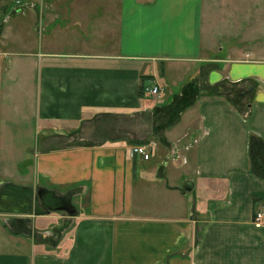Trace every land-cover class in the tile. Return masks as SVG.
<instances>
[{"label": "crops", "instance_id": "1", "mask_svg": "<svg viewBox=\"0 0 264 264\" xmlns=\"http://www.w3.org/2000/svg\"><path fill=\"white\" fill-rule=\"evenodd\" d=\"M42 2L0 0V264H264V0Z\"/></svg>", "mask_w": 264, "mask_h": 264}, {"label": "rangeland", "instance_id": "2", "mask_svg": "<svg viewBox=\"0 0 264 264\" xmlns=\"http://www.w3.org/2000/svg\"><path fill=\"white\" fill-rule=\"evenodd\" d=\"M2 1H3L4 5H8L9 9L15 11L17 9H25V8H32V7L33 8H35V7L40 8V4H39L40 1H43L42 3H43V9H44L45 1H81V0H2ZM83 1H93V0H83ZM3 3H0V5ZM4 18L5 17H3V18L1 17L0 20L2 21V20H4ZM27 22H28V20H27ZM39 23L42 25V27H44L43 19ZM33 39H34L33 36L28 37V40L32 41ZM13 92H15V91H13ZM13 92H11V96H13V97L15 96V98H18V99L20 96H22L23 97L22 100H24L25 96H23L22 93L21 94L20 93L15 94ZM233 100H235V99H233ZM5 103L7 104V102H5ZM0 120L1 121L4 120L5 122H7L6 124L11 122L9 117H7L6 119H0ZM27 127H28V125L23 124L22 128H20V129L22 131H25ZM7 129L12 130L13 128L7 127ZM16 130H18V128H16ZM32 130H33V132L30 135H27V138H26V135L23 134V139L21 140V144H15L14 145L15 148H13V149L11 147V146H13L12 145L13 143L11 140L12 138H10L13 135H4L3 136L6 139L5 143L2 145V147H0V179L3 180V184L11 183V184H17V185H27V184L29 185L31 183L30 176L29 177H25V176L27 174H29V172H30V168L32 166L33 156L29 153V151H27L23 148H19V147H21L23 145L24 146L27 145V146H30L31 148H35V144H36V140H37L36 137H38V133H37L34 125L32 126ZM19 161L22 162V165H19ZM18 177L20 178V180ZM26 178H27V180H26ZM65 213H67V212H65ZM4 219H5V222L7 223V225L9 226V229L16 231V227H18V226H17V224H15V222H16L15 218H13L11 216V218L6 217Z\"/></svg>", "mask_w": 264, "mask_h": 264}, {"label": "built area", "instance_id": "3", "mask_svg": "<svg viewBox=\"0 0 264 264\" xmlns=\"http://www.w3.org/2000/svg\"><path fill=\"white\" fill-rule=\"evenodd\" d=\"M145 93L150 95L153 98H161L165 95V88L160 85H154L152 87H148L145 89ZM130 154L132 157H141L144 160L148 161L151 159V150L149 146L141 144V145H135L130 151ZM253 224L257 228H261L264 225V209L261 211H258L254 218H253Z\"/></svg>", "mask_w": 264, "mask_h": 264}, {"label": "water", "instance_id": "4", "mask_svg": "<svg viewBox=\"0 0 264 264\" xmlns=\"http://www.w3.org/2000/svg\"><path fill=\"white\" fill-rule=\"evenodd\" d=\"M60 210H65V211H68V212H71V213H75V211L73 212V208L72 207H62Z\"/></svg>", "mask_w": 264, "mask_h": 264}, {"label": "trees", "instance_id": "5", "mask_svg": "<svg viewBox=\"0 0 264 264\" xmlns=\"http://www.w3.org/2000/svg\"><path fill=\"white\" fill-rule=\"evenodd\" d=\"M139 144H143V143H145V142H138Z\"/></svg>", "mask_w": 264, "mask_h": 264}]
</instances>
